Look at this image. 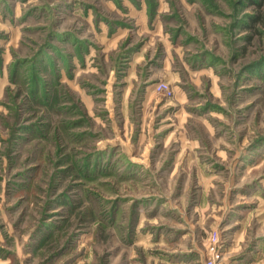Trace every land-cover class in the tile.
I'll list each match as a JSON object with an SVG mask.
<instances>
[{
    "label": "rangeland",
    "instance_id": "obj_1",
    "mask_svg": "<svg viewBox=\"0 0 264 264\" xmlns=\"http://www.w3.org/2000/svg\"><path fill=\"white\" fill-rule=\"evenodd\" d=\"M213 256L264 264V0H0V264Z\"/></svg>",
    "mask_w": 264,
    "mask_h": 264
},
{
    "label": "built area",
    "instance_id": "obj_2",
    "mask_svg": "<svg viewBox=\"0 0 264 264\" xmlns=\"http://www.w3.org/2000/svg\"><path fill=\"white\" fill-rule=\"evenodd\" d=\"M215 257L217 258L218 256L216 255ZM215 257L213 256V261L211 262V264L215 263Z\"/></svg>",
    "mask_w": 264,
    "mask_h": 264
}]
</instances>
